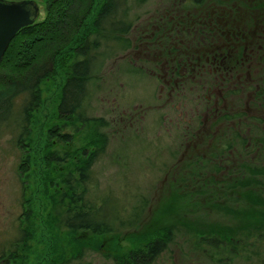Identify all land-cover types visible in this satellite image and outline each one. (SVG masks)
I'll list each match as a JSON object with an SVG mask.
<instances>
[{"label":"rangeland","instance_id":"1","mask_svg":"<svg viewBox=\"0 0 264 264\" xmlns=\"http://www.w3.org/2000/svg\"><path fill=\"white\" fill-rule=\"evenodd\" d=\"M35 1L41 19L43 2ZM163 3L129 2L128 17L134 22L129 39L136 41L138 30L162 8L163 13L178 8L172 0ZM139 49H121L102 40L94 53L89 96L79 111L87 121L57 118L66 65L72 56L68 52L57 60L54 74L40 85L41 102L27 126L23 147L16 142L21 131L13 121L0 128V255L24 234L15 256L9 260L5 255L1 264H126L132 251L160 238L169 227L172 241L154 264H255L250 242L233 241L229 246L230 239L223 236L246 229L242 226L247 220L260 219L256 211L246 209L247 202L238 201L236 192L219 203L208 199L210 196L208 200L196 196L195 212L189 211L185 198H175L176 190H193L178 184L194 162L200 165L199 176L226 181L236 178L232 166L264 168V155L244 149L242 144L236 151L216 153L215 143L231 140L232 133L221 134L223 124L215 133L214 120L207 117L202 119L203 127H198L202 120L195 117L193 107L197 105L192 100L168 105L169 93L157 72L151 71L150 53H143V43ZM133 68L138 72H132ZM232 76L237 77L236 73ZM254 107L246 105V110L264 118V110ZM55 127L68 135L67 142L50 137L49 131ZM255 132H242L243 140L251 142ZM87 162L92 165L83 186L75 182L72 189L67 188L65 178L70 175L77 180L76 169ZM84 188L90 203L105 200L108 207L121 210L127 224L133 222L130 213L136 208V222L108 238L70 232L62 225L65 214L74 211L67 209L68 200ZM204 235L209 238L207 244L200 242Z\"/></svg>","mask_w":264,"mask_h":264},{"label":"trees","instance_id":"2","mask_svg":"<svg viewBox=\"0 0 264 264\" xmlns=\"http://www.w3.org/2000/svg\"><path fill=\"white\" fill-rule=\"evenodd\" d=\"M40 1L44 15L18 31L0 61V128L13 121L21 131L16 139L18 146L23 147L27 126L41 102L40 85L54 74L57 60L68 52L72 56L66 65L67 78L60 90L57 118L67 122L87 121L79 111L89 96V83L96 64L94 53L102 40H106L126 50H140L139 45L143 43V53H150L153 59L151 71L157 72L169 93L166 103L192 100L197 105L193 107L195 117L214 120L215 133L222 124L221 134L232 133L231 140L225 139L221 145L215 143L216 153L236 151L238 144H242L244 149L257 150L264 155V118L246 110V105L264 110V0H183L182 3L172 0L178 3V8L165 13L162 8L155 13L138 30L136 41L128 38L134 30V22L128 17V4L132 1L142 5L148 0H101L98 4L97 0ZM170 1L164 0V6ZM233 73L237 77L234 78ZM199 123L198 127L202 128L203 120ZM247 131H256L251 142L242 138V132ZM49 135L57 142L68 139V135L56 127L50 129ZM91 165L87 162L77 168L78 179L68 175L63 184L69 189L75 182L82 187ZM198 166V162H194L178 184L193 190H176L178 198L175 199L183 201L185 198L184 201L190 203L189 211L195 212L198 209L193 207L195 199L211 198L219 203L236 192L238 201L247 202L246 209L256 211L260 219L247 220L242 226L246 229H235L223 236L230 239L229 246L233 241L250 242L255 264H264V177H260L264 168L239 164L240 168L232 166L237 172L236 178L217 181L214 177L199 176ZM72 197L67 209L74 211L67 212L62 223L72 233L108 238L137 220L136 208L130 213L133 222L127 224L128 219H122L119 214L121 210L108 207L105 200L90 203L85 198V188ZM172 233L169 227L160 238H152L141 249L132 251L125 259L126 264H154L172 241ZM23 235L21 233L7 250L1 251L0 264L5 255L9 260L15 256L17 246L24 241ZM202 239L200 242L207 244L209 238Z\"/></svg>","mask_w":264,"mask_h":264},{"label":"water","instance_id":"3","mask_svg":"<svg viewBox=\"0 0 264 264\" xmlns=\"http://www.w3.org/2000/svg\"><path fill=\"white\" fill-rule=\"evenodd\" d=\"M39 15L40 9L35 0H0V61L18 31L33 25Z\"/></svg>","mask_w":264,"mask_h":264},{"label":"flooded vegetation","instance_id":"4","mask_svg":"<svg viewBox=\"0 0 264 264\" xmlns=\"http://www.w3.org/2000/svg\"><path fill=\"white\" fill-rule=\"evenodd\" d=\"M83 236H85V235H83ZM68 259H70V257H67Z\"/></svg>","mask_w":264,"mask_h":264}]
</instances>
